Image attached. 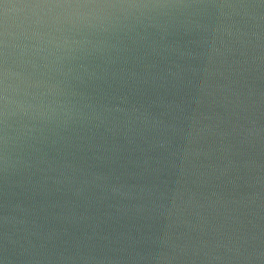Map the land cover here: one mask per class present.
Returning a JSON list of instances; mask_svg holds the SVG:
<instances>
[{
    "label": "water",
    "instance_id": "1",
    "mask_svg": "<svg viewBox=\"0 0 264 264\" xmlns=\"http://www.w3.org/2000/svg\"><path fill=\"white\" fill-rule=\"evenodd\" d=\"M0 264H264V0H0Z\"/></svg>",
    "mask_w": 264,
    "mask_h": 264
}]
</instances>
